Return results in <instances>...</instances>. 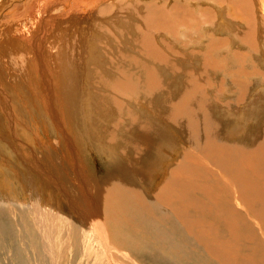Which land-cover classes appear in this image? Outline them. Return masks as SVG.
<instances>
[{
	"label": "bare ground",
	"instance_id": "obj_1",
	"mask_svg": "<svg viewBox=\"0 0 264 264\" xmlns=\"http://www.w3.org/2000/svg\"><path fill=\"white\" fill-rule=\"evenodd\" d=\"M18 1L21 2V0H18ZM73 1H76V0H73ZM94 1H98V0H94ZM78 2L79 0L76 1V3ZM79 3H82L81 0ZM85 3L87 4L88 2L86 1ZM118 3H120L118 5L120 10L129 11L128 12L129 17H131V19H138L141 23V25L138 26L133 21H130L131 19L129 18L130 20L128 21L130 22H126V30L128 33L122 32V34L129 35V37L126 36V40L127 38H129L130 44L134 46L133 54H131L128 49L124 50L123 48L118 47V48H115L117 51L116 54L114 56H111L112 65H111V59L108 63L100 65L98 63L99 60L97 59V53L96 54L94 53L95 51L97 52L98 45L94 44L95 50L93 48L94 52H92V54L93 53L95 54L94 56L95 58H93L92 56L90 57L89 55L91 54L87 55L88 59L86 60L87 61L90 60V62L88 64L89 67L87 66L88 69L87 68L84 69V72H85L84 79H88L89 71L91 70L90 67L92 65L96 64L95 66H97V68L98 67L102 68V70L104 68H107L109 69L106 71L108 73L107 76L108 77L111 76L109 80L110 85H112L116 94L118 95L125 94L126 97L135 99L136 101L145 102L146 104L153 105L154 104L153 97L160 96L158 92H164L166 90L167 76L165 75V73L170 72L174 79L181 80L182 76H189V75H191L193 79H196L197 77L200 76V74H205L207 73L206 71H209L212 77L210 76V77H207L206 79L208 81L207 83L208 90L207 88L205 89V87L207 86L204 87L203 84L197 83L199 79L192 80V78L189 77V79L191 78L189 80L186 78V81L187 83H189L188 85H190L191 89L196 88L200 91L198 92L190 91L191 92L190 94H186V96L182 95L183 97H180L178 100H176L177 101L176 103L173 102L172 103L173 105L170 106V111L168 112L169 114L173 116H169L167 113H164V115L167 114L168 116H164L163 113L161 115L159 114L154 115L153 113L151 114L149 112L141 111L143 113L142 114L137 109V107L135 108L131 107L132 108L131 109L130 107L127 108L123 106L126 101H123L121 103L123 99L120 96L117 97V101L112 100L111 104H114V105H112L113 110H111V108L110 110L113 111L112 115L114 117V121L112 119L111 123L114 124V126L112 128L110 125L112 129L109 131L107 135L108 139L104 135L105 131L97 133V136H96L97 141H93L92 139L91 141H89L91 137L88 138V141L90 142V144H94V142L95 144H97L95 145V148L98 151V155L100 158L99 160L103 163L109 164V167L107 168L110 170V173H111V170H113L114 172V170L121 168L123 164L126 163L127 160H136L135 164L141 165V166L148 165L151 162V159H152L151 156L153 154L151 150V146L156 147L158 151L161 154H163L161 155V158L164 155L168 156V158H172V155L175 154L176 152L173 150L172 145H170L172 144L170 142H173L171 139L172 132H177L179 133V135L190 133L191 131L190 132L185 131V130H188V128L189 130L192 129L193 131L196 132L195 129H197L201 125V121H200L198 114L202 112L205 113L204 118L205 120L208 121L210 117H208L209 114H207V112L209 113L210 109L213 110L215 106H220V107L222 106L223 108L226 107L227 103L225 102L221 103L222 101L221 102L218 101L221 98L220 96H216L217 97L216 98L215 95L213 97H210L209 95H207V99H202L200 96L203 97L202 92H205L204 90L209 91V90L214 89V87H218L217 84H214L215 82L213 81L214 75L217 74L219 76L221 72L231 70L232 68H234L233 71L235 70L237 74L232 73L233 71L226 72L228 74H226L227 76L225 75V77L229 81L230 73H232L234 77L238 75L240 76L246 75V72L243 70V66L247 62H252L255 59H258V61L262 60V58L260 57L261 54L259 51V44H258L261 38L258 37L256 39V36H258L259 24L262 22L264 23V15L260 18L258 14V5L260 4V0L258 1L256 0H138V1H132L131 4H128L127 0H119ZM3 4L4 2L0 0V26L4 23L5 20H7V17L9 18L12 17V15L9 13L11 10L7 11L6 10L7 8L5 9ZM35 6H38V4H35ZM220 9H224V11L221 13L222 16L223 17L225 16L226 21L229 20L230 22L235 24V28H228L226 26L225 21H222L221 23L217 22L218 19L221 18L219 14ZM2 10L7 11L5 12L7 14L5 15L2 12ZM67 10L68 8L65 11L67 12ZM111 12H112L111 6L106 5L105 7L101 9L100 15L110 14ZM120 13L121 12L116 13V15H119ZM82 14L80 15L83 16ZM77 15L78 14H76V16ZM74 18L79 20V18H76L75 16ZM86 19L87 18L83 20L86 21ZM127 19L128 18H126V20ZM89 20L87 21L89 22ZM10 21H8V23ZM16 21L17 23L19 22L18 20ZM16 21L15 22L13 21V22L16 24ZM120 21H123V20H120ZM109 24H110L109 21L102 20V23H101L102 26L103 25L108 26ZM243 24H245L246 26L245 28ZM11 25H13L12 21L10 23V27H8V30H11L10 32L14 33V29L18 27H15V25L14 26H11ZM75 30H80V29L75 28ZM104 31L106 33H109L108 30L104 29ZM80 34L82 35L83 33L81 32ZM80 34L79 36H81ZM58 35L60 36L59 33ZM159 35L161 36L159 37ZM43 37H41V39ZM82 37L83 36H81V38ZM19 38L21 39L23 37H19ZM37 38L34 40L35 41L34 44L36 48H39L40 46H42L41 44L43 43L44 39L42 41ZM81 38H77V39L80 40ZM33 39L34 37L32 38V40ZM80 41H84L85 43L86 40L84 39ZM18 42H15V39H12L11 41L12 45H18L20 46L19 48H22L23 46L21 45L22 43L20 41ZM46 42H47V39H46ZM88 42L90 43L91 41H88ZM262 42L264 43V39ZM91 43L93 44V42ZM91 43H90V46L93 47ZM27 45H28V49L33 46V44L29 42L27 43ZM81 45H82V42H81ZM3 47L5 48V46ZM8 47L6 46V48ZM83 49L84 48H82L81 50ZM86 50L88 49H84L83 51L86 52ZM2 51H4L3 48H2ZM196 51L200 53L199 58L201 59V63H202L201 69L194 70L191 67L186 69L188 67L187 63H182V61H176L178 59H173L170 57V55L175 54L183 58L184 53L190 52L191 54H193V52H196ZM40 53H41V50H40ZM111 53H113V51ZM110 54L107 53L108 56H110ZM258 54L260 56H258ZM46 56L47 58L45 59H47L49 62L48 55ZM78 56L79 55H77V57ZM83 56H85V53L84 55L79 56V58L76 57L78 62H76L75 64L76 68L73 67L75 68V70L73 71L78 70L77 67H80L81 61H83L80 58L81 57L83 58ZM35 59H36V56H35ZM91 60L93 62H91ZM189 61L191 64V62L193 63L195 59H190ZM109 63H110V66H108ZM253 63L254 62H252L251 64ZM3 65H6V64H3ZM256 65L258 64L256 63ZM70 66L72 68L71 64ZM250 66L249 68L252 67ZM128 67H132V68L136 67V69H142V70H145L146 73L148 72V74L146 75L147 81L144 80L142 81L143 83H141L140 81H134L138 77H136L133 80V75L129 73V71L127 70ZM180 69L186 72L183 75L176 74L180 71ZM203 69H206V70H203ZM61 70L63 71L64 69L62 68ZM109 71L112 73H109ZM70 72H72V70ZM59 74H62V73H59ZM24 76H25V73H24ZM72 76H73L72 73H70V77ZM204 76H206V74ZM139 77H142V76H139ZM225 77H224V80H226ZM0 79H1V82H5L4 84H6V87H7L8 86L7 84L9 83L6 81L5 76H3L1 72H0ZM71 79L70 81L66 79V87H65V84H64L65 78H64L62 80L63 86L60 87V91H58L56 94L60 98L59 100L61 104L64 103L66 105L67 108H65L64 106L63 107L66 113L68 114L69 118L75 120L77 118L79 110L81 111V109L82 110L92 109L93 106H91V102H89L90 103L89 106L87 104L86 106L85 104L81 102V100L83 101V99L77 96L79 95L78 93L79 89L77 88V83L79 84V82H77L78 79L76 75L75 77H72ZM256 80L259 81V79H256ZM49 81L50 80H48V82ZM56 82L59 85L58 78ZM106 82H108V80ZM43 83H44V80H43ZM4 87L5 85L2 84V89ZM244 88L246 89L251 88L253 90L255 89L254 86H247L244 80H232L231 85L227 87L226 90L224 91L216 90L215 93L216 95L219 93L220 94L223 93L225 97H227L226 100L228 99V101L230 102L231 100L229 99L233 93L232 91H235L234 93H236V91L238 90L242 91ZM187 91L189 93V90ZM168 93L169 91H165V94H162L161 96L164 97ZM205 95H206V92H205ZM243 96H246V95H241L240 99L243 98ZM63 98H65L66 101H64ZM11 99L13 100L12 97ZM14 99H15V102L13 101V105L17 106L19 104V101L16 98ZM255 99H256V96H255ZM234 101H235V98H234ZM16 102H17V105L14 104ZM83 102L86 103V99ZM255 102L257 103L258 101H255ZM256 103H251V104L249 103L250 105L248 106L246 110L247 113H244V116L238 117L237 119L233 121H237L236 123L238 125L239 122L242 121L243 118L247 119V117L249 116L253 117L255 116L254 115L255 113L258 117V107L256 106ZM163 106L164 104L162 103V107ZM229 106H228V109H229ZM245 108L246 107H244V109ZM90 112L91 111L88 110L83 113L84 122L82 123L84 124V129L87 127V130L90 128V126H92V124H94V122L92 121L91 122L87 121V119L89 120L88 114ZM101 116L103 115L95 114V120L97 119L96 124H99V121L102 119ZM107 117L109 116L107 115ZM102 120L105 121V119H102ZM85 123H86V126H85ZM209 124L210 123L207 124V127L210 126ZM165 126L170 128V130L172 129L170 131L171 133L163 129ZM207 127L206 126L204 127L206 128L207 131L211 130V129H207ZM213 129L212 131H214ZM178 130H183L184 132L181 133ZM234 130L235 131L233 133L231 131L228 132L227 138L233 141H234V138H236V140H239L238 137L236 136L240 135L242 130L240 131L239 127ZM202 132L201 133L198 132L197 134L191 136L194 139V145H193L194 150H191V149L189 150V147H188V149L186 150L184 154L183 160L182 161L179 160L180 162L178 164V167L175 168V171H173V179L170 180L167 186L165 187L163 186L164 187L163 190L161 191V193L158 192L160 194L157 196V200H155L156 202L158 201L159 203L162 201H165V203L164 202L162 203H164V205H167L169 209L172 211L173 214L171 216L169 215L166 218L157 217L156 216L157 213H154L155 212L154 207L150 204V201H149L151 199L150 196H149L150 199L148 200V197L145 198L141 193L137 192L135 189L130 187L131 186L130 182L133 183V181H135L133 172L136 170V168H134L133 171H131V169L129 170L121 169L118 174V179L115 182V186H113L111 190L109 189V191L106 189L107 194L104 193L106 195L103 198H100L102 197V195L99 196L97 194L98 197L95 196L97 190L93 188V185H90L89 183L90 180H88L87 178V182L85 183V185L83 187L80 186L82 187L84 191L83 192L84 195L82 196H79L77 194L72 195L68 193V190L65 189V186L63 188L61 187L62 189L60 188V190H57L59 194L60 193L63 194L62 197L66 199V202L65 201L63 202L69 205V213H71L70 218L66 217L68 220L65 224L62 223L63 222L62 218L64 216H61V214H59L58 211H57V214L53 212L52 213L46 212L47 206H45L43 201L40 199L41 203L38 202L37 204H34L33 207H31L29 210H25V211H29L28 214L30 215V217L32 216L34 218L33 224L31 223L27 224L28 221L26 222V219H25L26 214H22L21 215L22 221L19 220L20 222H22L21 224L22 227L21 229L16 231L17 229H15V227L12 224H9L5 220L6 216L11 211H9L6 208H1L0 209V253L2 252L6 253L8 250H10L11 256L4 258V259H2V256H0V264H60V263H63V264H120L121 262L123 264H183L179 262L180 259H182L180 257L182 255H183L182 257L186 256L189 258H192L193 256L202 257L203 260L200 258L199 259L205 262L206 264H264V216H263V212H258V210H260L258 209V207L259 208L262 207L264 209V192L261 191L264 189V137L262 141L258 144V148L256 147V149H253L251 151H238V148L237 149L229 148L230 150H228V147H224V145L221 146L218 144V146H216L215 144H217L216 142L217 140L213 139L214 136L212 135V133H210V131L205 133L207 134V140L204 141L202 139ZM226 133L223 135H227ZM236 133H239V134L237 135ZM255 138L253 137V140ZM179 141H181V138H179ZM256 141H258V139ZM34 142L36 143L37 141L34 140ZM164 144L171 146L172 149L170 147L169 148L164 147ZM158 145L160 146L158 147ZM115 146L118 148V150L115 149ZM216 147H217V150L215 149ZM91 148H94V147H91ZM125 148L126 150H124ZM222 149L226 150V155H223L222 157L223 158L225 157L226 159H228L229 157L228 160H232L233 158L235 159V153H238V155H240L239 164L237 162L233 164V168H225L223 166L224 164H222V161L220 162V157H221L220 153ZM115 150L117 151L121 150L120 152L117 153L119 157H121V159H119L120 162L117 161L118 155L116 158V155H115L116 152H114ZM224 153H221V154H224ZM232 154H233V157H232ZM157 157L160 158V155L158 154ZM50 158H55V157L50 155L49 157H46L47 160H45L44 158L40 160L41 164H43L40 167L41 172L43 174L48 175L49 179L55 177L52 173L47 172L48 169L46 166L49 164ZM155 158H156V155H155ZM222 160H223V163L224 162L229 163L228 161H225V159H222ZM214 164L215 166L217 165L218 167L217 166L216 167L220 170H216L215 168L212 169L211 165H214ZM159 165H161V168L162 169L164 168L165 171L169 170L170 166H168L167 164L163 166L162 164H159ZM229 165L230 164H228L227 166L229 167ZM141 166H140V169H141ZM77 171L79 172L80 169L77 168ZM77 174L87 177V175L83 172H79ZM204 175H206L205 177L208 176L211 181V183L208 185L209 189L207 190L205 189V186L204 188H202L203 185L201 186L199 184L200 181L203 180ZM59 177H61V175H59ZM4 178H7V177H4ZM149 178H146V179L150 180ZM111 180L112 179H110V181ZM205 180L206 178L204 179V181ZM113 181H115L114 178H113ZM207 181L209 182V180ZM51 184H55V187L59 188L58 183L56 182L53 183L52 181ZM112 184L114 183L111 182L110 185ZM6 187L8 188V186ZM3 188L0 185V192L3 191ZM157 188H158V185H157ZM256 189L258 190V197L253 198L251 191L256 190ZM146 190L147 189H145L144 191L148 192ZM248 192H251V197H248L250 196L248 195ZM210 194L212 198L210 197ZM208 195L210 199H205ZM166 197H169V198H166ZM80 200L83 203L81 208L85 206V209H86L85 211H83L84 214H82L79 210ZM151 201H153V199H151ZM166 201L168 202L167 204H166ZM4 203H5L4 201H1L0 205H4ZM162 203H160V205ZM167 206H163V207L167 208ZM123 211L128 212V214H126V216L122 215L121 212ZM23 213H26V212H23ZM192 214L194 215L192 216ZM202 214H204V216ZM199 217H201V220H199ZM205 217H213V221H215V224L216 223L218 225L222 224V227H213L212 226L213 223L211 221H210L211 223H208L206 221L210 225L207 224L208 227L207 226L204 227V222H202V220ZM250 217H253V220ZM107 218L115 222L117 227H120L121 229L127 231V232L119 233L118 237L116 236V240H118L119 243H121L122 245H125V246L127 245L128 247L124 246L125 248H121L122 246L119 247V246L114 245V243L116 242L115 238L109 237L108 235V224L106 223ZM48 220L54 223H50ZM168 222H169V225L167 224L168 225L167 227H162ZM109 225L111 227L110 223ZM85 227H94L97 231V235L93 234V236L90 237V240L92 242L91 244L93 245V251L90 255H87V253L89 252H87L86 250V236L82 240V237H83L82 232L84 231ZM206 228L208 229L207 231H205ZM78 229L82 230V232L79 230L82 233L81 235H79ZM131 236L132 238L129 239V237ZM258 236L260 238H258ZM175 239L181 240L180 245L177 247L172 246L170 243L171 240L173 241ZM242 239L244 241H242ZM240 242H243V243H240ZM248 243L252 244L254 247H248V245H250ZM241 244H244L243 246L245 248L243 246L242 247L243 249H245L248 255H245L244 253H242L243 250L240 251ZM247 248L248 249L252 248L253 250H251V252L253 253H249L250 249L248 250ZM176 249H178V252ZM175 250H176V253H175ZM258 251L262 252L261 253L262 255L260 254V252L258 253ZM177 253L178 254L181 253V255L179 256ZM115 254L117 255L119 254L118 259H117L118 256ZM186 259L189 260L188 258Z\"/></svg>",
	"mask_w": 264,
	"mask_h": 264
},
{
	"label": "rangeland",
	"instance_id": "obj_2",
	"mask_svg": "<svg viewBox=\"0 0 264 264\" xmlns=\"http://www.w3.org/2000/svg\"><path fill=\"white\" fill-rule=\"evenodd\" d=\"M2 1L4 2V4H3L4 8L5 9L7 8L6 9L7 11L11 10L9 13L12 15L13 18L7 17V20H5L3 23L5 25L2 24L0 26V29H1V31H0V42H1L0 43V49H1V51H0V72L3 76H5L6 81L9 83V84H7L8 86L6 87V84H4L5 82H1V79H0V82H1L0 83V169H1L0 170V173H1L0 179L1 180L3 179L2 181L0 180V185L2 188L5 186L4 187L5 189L3 188V191L0 192V204H1V201H4L5 203H4V205H0V209L6 208L9 211H11L12 213L15 211L13 213V215L11 212H9V214L6 216L5 220L9 224H12L15 227V229H17L16 231H18L22 227L21 226L22 222H20V221H22V218H21L22 214H26L25 219H26V222L28 221L27 224H29V223L33 224L34 218L32 216L30 217V215L28 214L29 211H25V210H29L31 207H33L34 204H37L38 202H40V199L43 201L44 205L47 206L46 212H49V213L53 212V213L57 214V211H58V213L61 214V216H64L62 218V220H63L62 223L65 224L68 220L67 218H70L71 213H69V205L67 203H65L66 199L62 197L63 194L60 193L61 194L60 195L57 190H60L61 187L63 188L65 186V189L68 190V193H70L72 195L77 194L79 196H82V195H84V193H83L84 191H83L82 187L85 185V183L87 182V178H88V180H90L89 181L90 185H93V188H95L97 190L95 196L98 197V195L99 196L102 195V197H100V198H103L107 194L106 191L107 190L109 191V189L111 190L113 188V186H115V182L118 179V174H119V171L121 169H128V170L131 169V171H133V169L136 168V170L133 172L135 181H133V183L130 182V185H131L130 187L135 189L137 192L141 193L145 198L148 197V200L150 198L153 199L154 202L151 201V199L149 201H150V204L154 207V210H155L154 213H157L156 216L159 218H166L169 215L171 216L173 214L172 211L169 209V207L167 205H164L165 201H162L164 203L160 202V203H162L161 204L162 206H161L160 203L158 201L156 202L155 200H157V196L161 193L163 188L169 184L170 180L173 179V171H175V168L178 167L179 162L183 160L184 154H185L186 150L188 149V147H189V150L190 149L194 150V148H193L194 139L191 136L197 134L198 132L201 133L203 131L202 132V139L204 141H206L207 140V134H205V133L210 131V133H212V135L214 136L213 139L217 140L216 141L217 144H215L216 146H218V144L221 146L224 145V147H228V150H230L229 148H236V149L238 148V151H251L253 149H256V147L258 148V144L262 141V139L264 137V77H263L264 76V43L262 42L264 39V37H262V36H264V27H263L264 23L263 22L259 24L258 36H256V39L259 37L262 40V41L260 40L258 42L259 51L261 54V56L259 54H258V56H260L262 58V60L258 61V59H255L254 61H252L254 63L256 61V63L258 65H256V63L255 64L253 63L254 64L253 65V64H251L252 62H247L243 66V70L246 72V75H243V76L238 75V76L234 77L232 75V73L237 74L235 72V70L233 71L234 68H232L231 70H227L228 72L233 71L232 73H230V80L229 81L225 77V75L228 74V73H226L227 71L221 72L219 74V76L217 74L214 75L215 77L213 76V78H214L213 81H215L214 84H217L218 87H214V89L209 90V91L204 90L206 92V95H205V92H202L203 97L200 96L202 99H207V95H209L210 97H213L214 95H215V97L220 96L222 99L219 97L220 99L218 101H220V102L222 101L221 103H223V102L227 103V106H226L227 108L226 107L223 108L222 106L221 107L215 106L213 110L210 109L209 113L207 112V114H209L208 117H210V119H212V120L208 119V121L205 120V118H204L205 113L202 112V113L198 114L200 121H201V125H200L201 127L199 126L197 129H195L196 132L193 131L192 129L189 130V128H188V130H185V131H189V132L191 131L193 134L191 132L186 133L187 135L186 134L179 135V133H177V132L171 133L170 131L172 129L170 130V128L165 126L163 129L165 131H168L169 133H171V136H172L171 139L173 142H170V143H172L170 145H172L173 150L177 152V153L175 152V154L172 155V158H168V156H165V155L162 156V158H161V155H163V154H161L156 147L151 146V150H152V153L154 155L152 154L151 162L148 165L141 166V165L135 164L136 160H127V161H129V162L126 161L127 165H126V163H124L125 165L123 164V166L121 168L114 170V172H113V170H111V173H110V170L107 168V167H109V164L103 163L99 160L100 158L98 155V151L95 148V145H97V144H95V142H94V144H90L89 141H91V139L93 141H97L96 140L97 133L102 132V131L106 132V134L104 132V135L108 139L107 135H108L109 131L114 126V124L111 123L112 119L114 121V117L112 115L113 111H111V110H113L112 105H114V104H111L112 100L117 101V97L120 96L123 99L121 101V103L123 101H126L123 106H125L127 108L137 107V109L140 111V113L149 112L151 114L153 113L154 115H158V114L161 115L162 113L164 115V113H167L169 116H173V115L168 113L170 111V106L173 105L172 104L173 102L176 103L177 102L176 100H178L180 97L186 96V94H190L191 93L190 91H194V92L200 91L196 88H193L195 90L191 89L190 85H188L189 83H187V81H186V78L189 79V77H191L192 80L199 79L197 81V83L203 84L205 87V86H207V83H208V81L206 80L207 77L211 76L210 72L206 71L207 72V73H205L206 76H204L205 74H200V76L197 77L196 79H193V77L191 75L182 76L181 80L180 79H174L170 72L165 73V75L167 76V78H166L167 87H166L165 91H169V93L164 97L161 95L165 94V91L164 92H158L160 94V96H154V97L152 96L154 99L153 105L146 104L145 102L136 101L135 99H131L129 97H126L125 94H123V95L119 94L118 95L115 93L112 85H110L109 80H110L111 76L108 77L107 76L108 73L106 72L109 69L104 68V66H103L104 69L102 70V68H100V67L97 68V66H95L96 64L92 65V66L90 65L91 70L89 69L90 71H89L88 79H84V76H85L84 69L85 68L88 69V67H89L88 64H89L90 60H88V61L86 60V59H88L87 55H89V54H91V55H89L90 57L92 56L93 58H95L94 56L97 53V59L99 60L98 63L100 65L108 63L110 61V59H111V65H112L111 56H114L117 52L115 48L120 47V48H123L124 50L128 49L130 51V53L133 54L134 46L132 44H130L129 38H127V40H126V36L129 37V35L122 34V32L128 33L126 30V22L133 21L138 26H140L141 23L138 19H131V17H129V14H128L129 11L119 9V6H118L120 4V3H118L119 0H104V1L103 0H101V1L100 0H98V1L86 0L88 2L87 4L85 3L86 2L85 0L84 1L81 0L82 3H79L80 0L78 3H76L77 0L76 1H73V0H63V1L62 0H21V2L18 0H2ZM132 1H138V0H127L128 4H131ZM256 1H258V0H256ZM35 4H38L39 7L35 6ZM76 4H78V5L81 4V5L78 6ZM85 5H86V7H85ZM106 5L111 6L112 12L110 14L100 15L101 9L103 7H105ZM67 8H68V10L66 12L65 10ZM80 9L83 11H81ZM7 11L2 10V12L5 15L7 14V13H5ZM49 11H51V12H49ZM223 11H224V9L219 10V14H220L222 19L221 18L218 19L217 22L221 23L222 21H225L226 26L228 28H235V24H233L229 20L226 21L225 16L224 17L222 16L221 13ZM85 12H86V14H85ZM119 12H121V13L119 15H116V13H119ZM76 14H78L77 15L78 17L76 16ZM80 14H82L83 16H81ZM88 14H89V16H88ZM258 14H259L260 18L264 15V0H260V4L258 5ZM73 15L76 18H79V20L75 19ZM82 17H84V18H82ZM85 18H87L86 21H84ZM126 18H128V19L126 20ZM10 19L13 23V25H11V26L15 25V27H18L21 30L16 28V29H14V33H11L10 32L11 30H8V27H10V23H11ZM80 19H81V21H80ZM16 20H18L19 22L17 23ZM75 20L76 21L78 20L77 23ZM87 20H89V22ZM102 20H107L110 22V24L108 26H105V25L102 26L101 25ZM120 20H123V21H120ZM128 20H130V21H128ZM8 21H10V22L8 23ZM13 21L14 22L16 21V24ZM71 22H72V24H71ZM66 23H67V25H66ZM18 25H20L21 27ZM88 25L91 27H89ZM243 25L245 28L246 27L245 24H243ZM44 26H46V27H44ZM75 28L80 29V30H75ZM97 28H99V29H97ZM104 29L108 30L109 33H106L104 31ZM74 30L77 32H75ZM15 31H16V33H15ZM67 31H68V33H67ZM81 32L83 33L82 35L80 34ZM7 33L8 34L10 33V34L8 35ZM58 33L60 34V36L58 35ZM11 34H13V35H11ZM16 34L18 37L16 36ZM20 34H21V36H20ZM79 34L81 36H83L82 37L83 39L81 38V36H79ZM40 35H41V37L44 36L45 38L43 37L41 39ZM13 36H15L16 38ZM29 36H30V38L34 37V39L33 40H32V38L30 39ZM160 36L161 35H159V37ZM19 37H23V38H21L22 40ZM35 37L36 38L38 37L37 39H40L42 41L44 39L43 43L41 44L42 46H40L39 48L35 47V44H34L35 43L34 40L36 39ZM77 38H81L80 40L85 39L86 41L84 43V41H80ZM12 39H15V42L20 41L22 43L21 45H23L22 48H19L20 46H18V45H12V43H11ZM46 39H47V42H46ZM70 39H71V41H70ZM22 41H24V42H22ZM25 41H26V43H25ZM27 41L29 43L33 44V46L29 49H28V45H27L28 42ZM32 41H34V42H32ZM88 41L93 42V44L90 42L93 45V47L90 46V43ZM81 42H82V45H81ZM94 44L98 45L97 52L93 51ZM124 44L126 47L124 46ZM45 45H47V46H45ZM3 46H5V48ZM6 46L7 47L9 46V47L6 48ZM10 46H12V47H10ZM13 46H14V48H13ZM130 47H132V48H130ZM2 48L4 49V51H2ZM44 48H46L47 50ZM68 48H69V50H68ZM82 48L88 49V50H86V52H85V51H83L84 49L81 50ZM240 49H242V48H240ZM40 50H41V53H40ZM94 50H95V48H94ZM106 51L109 54L112 51H113V53H111L110 56H108ZM83 52L85 53V56H83V58L81 57L80 59L83 60L84 62L81 61L80 67H77L78 70L73 71L76 68V66H75L76 62H78L76 59L77 55L82 56V55H84ZM92 52H94L95 54L94 53L92 54ZM10 53L12 56L10 55ZM189 53H184L185 56L183 55V58L181 56H178L175 54L174 55L176 57L174 55H170V57L173 59H178L176 61H182V63H187L188 67L186 69H188L189 67L193 68L194 70L195 69H201L202 63H201V59L199 58L200 53L198 51L193 52V54H191V53L189 54ZM46 55H48L49 62L47 59H45V58H47ZM35 56H36V59H35ZM79 56L77 58H79ZM194 56H196V57H194ZM85 57H87V58H85ZM22 59H23V61H22ZM74 59H75V61H74ZM190 59H195V61H193V63L191 62V64H190V61H189ZM5 61H6V63H5ZM53 61L54 62L56 61V62L54 63ZM50 62H52V63H50ZM91 62H93V61L91 60ZM7 63L9 64V66ZM3 64H6V65H3ZM70 64L72 65V68H71ZM92 64H94V63H92ZM52 66H53V68H52ZM81 66H82V68H81ZM108 66H110V63L108 64ZM249 66L251 68H249ZM73 67H75V68H73ZM4 68H5V70H4ZM60 68L61 69L63 68L64 70L62 71ZM33 69H35V70H33ZM53 69H55V70H53ZM71 70H72V72H70ZM127 70L129 71V73H131L133 75V80L136 77H138L134 81H140L141 83H143L142 81H144V80L147 81L146 75L148 74V72L146 73L145 70L136 69V67H133V68L128 67ZM181 70L182 69H180V71L176 74H182L183 75L186 72L184 70H182V71ZM203 70H206V69H203ZM6 71L8 72V74ZM24 73H25V76H24ZM27 73L29 74V76ZM59 73H62V74H59ZM70 73H72V75H73L72 77H75V75H76V77L78 79L77 82H79V84L77 83V88L79 89L78 90L79 95H77V96H79V98L81 97L83 99V101H85V99H86V103L83 102L82 100H81V102L85 105L87 104L88 106L90 105L89 102H91V106H93L92 109H88L91 112L88 114L89 120L87 119V121L88 122L92 121V122H94V124H92V126H90V128L88 130H87V127L84 129V124L82 123V122H84L83 113L88 111V110H84V109L83 110L81 109V111L79 110L77 118L75 120L71 119V118H69L68 114L66 113V111L64 109V107L67 108L66 105L64 103L61 104V102L59 100L60 98L56 94L58 91H60V87L63 86L62 80L64 78H65L64 84L66 87V79H68L70 81V79L72 78V77H70ZM109 73H112V72L109 71ZM140 73H141V75H140ZM207 74H208V76H207ZM12 75H13V77H12ZM254 75H255V77H254ZM257 75L258 76L260 75V76L258 77ZM139 76H142V77H139ZM223 76L225 77L226 80H224ZM62 77H64V78H62ZM143 77H144V79H143ZM31 78H33L34 80ZM57 78L59 79V85L56 82ZM231 79L232 80H244L246 82L247 86H254L255 89L253 90L251 88H249V89L244 88L242 91L241 90L236 91V93H234L235 91H232L233 92L231 95L232 98L230 97L229 100H231V101L233 100L232 101L233 103L231 101L229 102L228 99L226 100L227 97H225V95L223 93H221V94L219 93L220 95L219 94L216 95L215 91L216 90H222V91L226 90L227 87H229L231 85V82H232ZM256 79H259V81ZM43 80H44V83H43ZM45 80L47 81V83ZM48 80H50V81L48 82ZM107 80H108V82H106ZM199 81H200V83H199ZM23 82H25L26 84ZM80 82H82V83H80ZM2 84L5 85V87L3 89H2ZM80 85L83 87H81ZM206 88L208 90V86L205 87V89ZM187 90H189V93ZM13 94H14V96H13ZM33 94H35V95H33ZM16 95H18V96H16ZM235 95H236V97H235ZM241 95H246V96H243V98L240 99ZM255 96H256V99H255ZM11 97L13 98V100L11 99ZM14 98H16L19 101L18 105H17V102L14 103L17 106L13 105V101L15 102ZM170 98H172V99H170ZM234 98H235V101H234ZM77 99H78V97H77ZM63 100L66 101L65 98H63ZM20 101H22V102H20ZM255 101H258V102L256 103ZM162 103L164 104V106H163L164 109L162 107ZM249 103L250 104L256 103V106L258 107V117L255 113L254 114L255 116H253V117L249 116V117H247V119L243 118L242 121H240V119H239V121L241 123L239 122V124L237 125V123H236L237 121H233V120L237 119L238 117L244 116V113H247L246 110H247L248 106L250 105ZM99 104H100V106H99ZM228 106H229V109H228ZM101 107H102V109H101ZM244 107H246V108L244 109ZM14 108H16V109H14ZM24 108L26 111L24 110ZM110 108H111V110H110ZM161 110H162V112H161ZM95 114L103 115L101 117H102V119H105V121H103L101 119L99 121V124H96L97 119L95 120ZM167 114H165L164 116H168ZM26 115H28V116H26ZM107 115L109 117H107ZM110 117H112V118H110ZM207 122L210 123L209 124L210 126L208 125L209 127H207V124H208ZM110 125L112 128L110 127ZM204 125L207 127V129H211V130L207 131L206 128H204L205 127ZM85 126H86V123H85ZM238 127H239L240 131L242 130L240 135H238L239 133H236L238 135L236 137H238L239 140H236V138H234V141L228 139L227 138L228 132L231 131L233 133L235 131L234 129H236ZM256 127H257V129H256ZM212 129L214 131H212ZM99 130H101V131H99ZM178 131L181 133L184 132L183 130H178ZM225 133L227 135H223ZM89 137H91V138L88 141ZM253 137L254 138L256 137V138L253 140ZM179 138H181V141H179ZM33 139L36 140L37 142L35 143ZM257 139H258V141H256ZM160 142H162V141H160ZM159 146L160 145H158V147ZM91 147H94V148H91ZM164 147H167V148L170 147L171 148V146H168L166 144H164ZM245 148L248 150H246ZM115 149L118 150V148L116 146H115ZM215 149L217 150V147ZM117 150L114 151V152H116V154L113 152L116 155V158L118 155L117 153L121 151V150L120 151H117ZM124 150H126V148ZM223 150L225 151V153ZM221 153H224V154H221ZM221 153H220V155H221L220 162L222 161V164H224L223 166L225 168H233V164L237 163V162L239 164L240 155H238V153L234 152L236 160L234 158L232 160H228L229 157H228V159H226L225 157L223 158L222 156L226 155L225 149H222ZM158 154L160 155V158L157 157ZM50 155L55 157V158H50L49 159L50 162L46 166L48 169L47 172L48 173L50 172L55 176L51 179H49L48 175L43 174L41 172V168H40L41 165H43V164H41L40 160L42 158L47 160L46 157H49ZM155 155H156V158H155ZM232 157H233V154H232ZM157 158H158V160H157ZM119 159H121V157H119V155H118V159H117L118 162H120ZM222 159H225V161H228L229 163H226V162L223 163ZM177 160H178V162H177ZM159 164H162V166L167 164L168 166H170L169 170L165 171L164 168L162 169L161 165H159ZM226 164L227 165L230 164L229 167ZM217 165H218V163H217ZM79 166H81L82 169ZM127 166H129V167H127ZM140 166H141V169H140ZM216 166H215V164L211 165V168L212 169L215 168L216 170H220L217 168L218 166L217 167ZM77 168L80 169L79 172L85 173L87 175V177L82 176V175H78L77 173H79V172L77 171ZM144 174H146V175H144ZM59 175H61V177H59ZM147 175H148V177H147ZM150 176H152V177H150ZM205 176L206 175L203 176V180L200 181L199 184L201 186L203 185L202 188H204V186H205V189L207 190V189H209L208 185L211 183V181H210L208 176L207 177H205ZM4 177H7V178H4ZM82 178H84V179H82ZM113 178L115 181H113ZM142 178H144V179H142ZM146 178H149L150 180H148ZM205 178H206L205 181L209 180V182L208 181L205 182L204 181ZM110 179H112V180L110 181ZM144 180H145V182H144ZM151 180L153 181V183ZM52 181H53V183H55V182L58 183L59 188H56L55 184H51ZM111 182L114 184L110 185ZM155 182H157L158 184ZM206 183H208V184H206ZM157 185H158V188H157ZM6 186H8V188ZM80 186H82V187H80ZM10 188H11V190H10ZM99 188H100V190H99ZM73 189H74V191H73ZM101 189H102V191H101ZM143 189L144 190L147 189L146 191H148V192H145ZM158 190H160V191H158ZM261 191L264 192V189ZM158 192H160V193H158ZM251 192H252L253 198L258 197V190L257 189L253 190ZM251 192H248V195H250L248 197H251ZM104 193H106V194H104ZM152 193L155 196H153ZM253 194H254V196H253ZM149 196H150V198H149ZM210 197L212 198L211 194H210ZM210 197L208 195L205 199H210ZM166 198H169V197H166ZM63 201H65V202H63ZM167 203L168 202L166 201V204ZM82 204L83 203L80 200L79 210L82 214H84L83 211H85L86 209H85V206L83 207L84 209L81 208ZM176 205H178V204H176ZM163 206H167V208L163 207ZM160 208L161 209L163 208L162 209L163 212ZM258 209H260V210H258V212H263V216H264V209L262 207H260V208L258 207ZM23 212H26V213H23ZM178 212H179V210H178ZM121 214L126 216V214H128V212L123 211V212H121ZM193 215L194 214H192V216ZM202 215L204 216V214H202ZM199 216H201V215H199ZM120 218H121V216H120ZM250 218L253 220V217H250ZM199 220H201V217H199ZM48 221L50 223H54L50 220H48ZM206 221L208 223L212 222L213 227H222V224H220L221 226L218 225L217 223L215 224V221H213V217H205L202 220V222H204V227L205 226L208 227V225H210ZM106 223L108 224V235H109V237L115 238L116 242L114 243V245L119 246V247L122 246L121 248L128 247L127 245L126 246L122 245L121 243H119L118 240H116V236L118 237L119 233L127 232V231L121 229L120 227H117L115 222L111 221V219H109V218L106 219ZM109 223L111 224V227H113V228L110 227ZM167 224L169 225V222L166 223L162 227H167L168 226ZM74 227H76V226H74ZM114 227H115V229H114ZM203 229H205V228H203ZM79 230L80 229H78L79 235H81L83 233L82 240L86 236V250H87V252H89V253H87V255H90L93 251V245L91 244L92 242L90 240V237H92L93 234L97 235V231L94 227H85L83 232H82V230H80L82 233ZM207 230L208 229L206 228L205 231H207ZM130 238H132V236L129 237V239ZM258 238H260V237L258 236ZM242 241H244V240L242 239ZM180 242H181L180 239H175L173 241L172 240L170 241L171 245L176 246V247L180 245ZM240 243H243V242H240ZM248 244H250V243H248ZM243 245L244 244L240 245V247H241L240 251L243 250L242 253H244L245 255H248L247 252L245 251V249H243V247H244ZM248 247H254V246L252 244H250V245H248ZM176 250L178 252V249H176ZM176 250H175V253H176ZM251 250H253V249L251 248L249 253H253V252H251ZM124 252H125V250H124ZM259 252L260 251H258V253ZM261 253L262 252H260V254ZM115 255H117V254H115ZM129 255H130V253H129ZM178 255L180 256L181 253H179ZM0 256H2V259L10 257L11 251L8 250L6 253L2 252V253H0ZM117 256H118L117 257V259H118L119 254ZM182 256H180L182 259H180L179 262L183 263V264L184 263L185 264H196V263L198 264L199 262H201L199 264L205 263L202 261L203 258L199 257V256L198 257L193 256L192 257L193 259L186 257V256H184V257H182ZM185 257L188 258L189 260H187ZM196 258H197V260H196ZM199 258L202 260H200ZM60 264H63V263H60ZM120 264H123V263L121 262Z\"/></svg>",
	"mask_w": 264,
	"mask_h": 264
}]
</instances>
